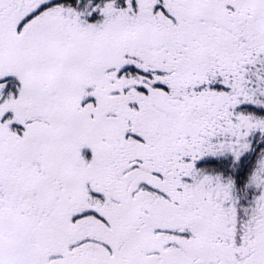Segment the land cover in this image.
<instances>
[{"label": "snow or ice", "instance_id": "1", "mask_svg": "<svg viewBox=\"0 0 264 264\" xmlns=\"http://www.w3.org/2000/svg\"><path fill=\"white\" fill-rule=\"evenodd\" d=\"M0 264H264V0H0Z\"/></svg>", "mask_w": 264, "mask_h": 264}]
</instances>
